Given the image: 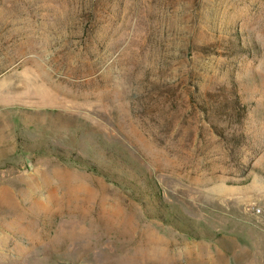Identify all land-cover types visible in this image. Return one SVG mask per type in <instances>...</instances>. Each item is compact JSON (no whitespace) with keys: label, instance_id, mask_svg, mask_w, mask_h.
I'll use <instances>...</instances> for the list:
<instances>
[{"label":"rangeland","instance_id":"obj_1","mask_svg":"<svg viewBox=\"0 0 264 264\" xmlns=\"http://www.w3.org/2000/svg\"><path fill=\"white\" fill-rule=\"evenodd\" d=\"M85 1L0 0V264H264V0Z\"/></svg>","mask_w":264,"mask_h":264},{"label":"trees","instance_id":"obj_2","mask_svg":"<svg viewBox=\"0 0 264 264\" xmlns=\"http://www.w3.org/2000/svg\"><path fill=\"white\" fill-rule=\"evenodd\" d=\"M114 4V0H87L85 3H83L81 7V11L85 13H89L90 18L89 21H87L88 24H93L94 28L96 29L98 26H100L99 23H97L99 16H101L104 13H112V5ZM107 17V16H106ZM215 95L212 96L211 94H207L204 97L203 104L206 107L208 111L215 112H221L223 106H226L227 109L225 111L227 112V117L225 120L230 122L233 125H240L242 123L240 119V109L242 108L239 102H233L227 99V101L223 102H217V100L214 99Z\"/></svg>","mask_w":264,"mask_h":264}]
</instances>
